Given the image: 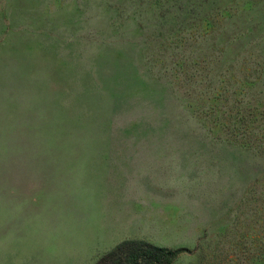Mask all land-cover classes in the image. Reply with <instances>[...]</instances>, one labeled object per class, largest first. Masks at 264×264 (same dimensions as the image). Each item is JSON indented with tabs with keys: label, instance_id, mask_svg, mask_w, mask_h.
Wrapping results in <instances>:
<instances>
[{
	"label": "rangeland",
	"instance_id": "374dc122",
	"mask_svg": "<svg viewBox=\"0 0 264 264\" xmlns=\"http://www.w3.org/2000/svg\"><path fill=\"white\" fill-rule=\"evenodd\" d=\"M184 1L0 0V264L126 241L264 264V161L212 140L174 84L201 61L197 24L167 31Z\"/></svg>",
	"mask_w": 264,
	"mask_h": 264
},
{
	"label": "trees",
	"instance_id": "16d2710c",
	"mask_svg": "<svg viewBox=\"0 0 264 264\" xmlns=\"http://www.w3.org/2000/svg\"><path fill=\"white\" fill-rule=\"evenodd\" d=\"M238 1L172 4L166 22L169 35L175 27L197 24L201 37L198 46L190 44V55L198 54L201 61L176 60L172 75H182L174 84L186 89L182 98L187 108L212 140L239 145L264 161V7L253 0ZM244 8L247 15L237 13ZM258 172L264 174V164ZM181 252L126 241L96 264H173Z\"/></svg>",
	"mask_w": 264,
	"mask_h": 264
}]
</instances>
